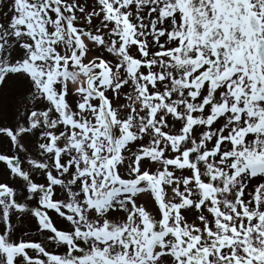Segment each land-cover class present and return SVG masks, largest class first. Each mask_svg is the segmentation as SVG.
<instances>
[{"label":"snow or ice","instance_id":"snow-or-ice-1","mask_svg":"<svg viewBox=\"0 0 264 264\" xmlns=\"http://www.w3.org/2000/svg\"><path fill=\"white\" fill-rule=\"evenodd\" d=\"M0 264H264V0H0Z\"/></svg>","mask_w":264,"mask_h":264}]
</instances>
